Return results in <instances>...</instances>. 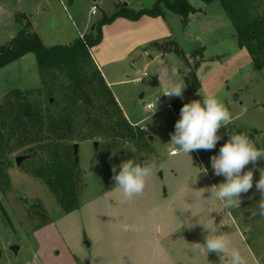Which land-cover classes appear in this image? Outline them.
<instances>
[{
	"label": "rangeland",
	"instance_id": "rangeland-1",
	"mask_svg": "<svg viewBox=\"0 0 264 264\" xmlns=\"http://www.w3.org/2000/svg\"><path fill=\"white\" fill-rule=\"evenodd\" d=\"M154 1L0 0V46L7 45L25 25L27 31L36 35L45 47L69 45L79 36L94 34L97 21L109 16L114 6L125 4L130 9L138 10L150 8ZM187 2L194 12L188 15L185 25L179 15L165 10L161 17L143 16L137 21L116 18L110 24L103 25L100 43L91 50V55L104 80L109 83L126 120L144 131L140 142L141 152L136 161L143 158L145 162L155 163L156 174L161 173L162 178L157 176L160 180L164 179L163 171L172 168L178 173V186L201 189L204 186L201 185L202 180L196 178L195 183L192 182L196 177L194 164L176 150V157L168 156V152L175 149L169 142L171 133L175 131V123L180 118L178 112L185 103L202 101V96L218 98L230 111L232 123L218 130L222 139L215 148L196 151L201 160L200 167L207 169V174H204L212 177L213 185L224 182L225 177L214 175L211 157L218 155L220 147L229 139V133L248 135L257 148L264 149V67L259 71L253 70L246 50L237 46L234 29L216 0L209 4L200 0ZM91 6L96 7L94 15L89 13ZM168 37L175 39L189 64L192 52L202 48L201 62L195 69L199 89L194 95H186L184 90L182 99L161 95L160 81L171 79L184 86L182 72L187 68L185 61L173 53L162 54L145 48L149 42ZM142 72L149 75L139 83L133 82ZM40 86L36 59L32 53L0 68V104L3 96L11 90L37 89ZM147 104L152 108L147 109ZM92 142L76 143V165L82 172L84 184L79 201L83 205L103 196L115 186L112 169L115 166L119 172L122 163L114 154L107 156L103 162L98 161ZM9 159L12 164L5 170L4 177L0 178V247L8 240L21 245L26 242V246H21L19 251V258H25L33 251V241L29 236L36 228L50 222L56 225L61 234L64 233V220L58 223L64 213L47 185L31 175L24 161L16 167L13 155ZM259 168H264V159L259 160L255 167L250 163L243 170L253 169V188L241 194V202L236 204L239 207L230 215L244 231L246 243L258 264H264V217L258 213L261 195L250 202H243L252 193L258 192L255 183L260 176ZM162 180L159 182L163 185ZM222 206L220 201L214 200V208L222 209ZM243 213H248V216ZM69 220L73 222L68 228L72 235L74 226L82 227V223L79 215H72ZM185 231V228L180 229L177 236L166 243L176 261L179 264H210L206 260V249L205 255L200 253L205 241L200 239L201 233ZM203 235L205 237L206 231H203ZM82 240L88 242L84 236ZM194 243L201 244L199 251L192 250ZM58 250L55 249L53 255ZM84 250L89 253L88 249ZM241 254L246 264H255L245 249ZM79 259L75 256L76 264H87L79 262ZM219 259L222 263L225 256H219ZM2 261L0 257V264Z\"/></svg>",
	"mask_w": 264,
	"mask_h": 264
},
{
	"label": "trees",
	"instance_id": "trees-1",
	"mask_svg": "<svg viewBox=\"0 0 264 264\" xmlns=\"http://www.w3.org/2000/svg\"><path fill=\"white\" fill-rule=\"evenodd\" d=\"M209 4L212 0H200ZM234 29L239 48L246 50L252 68L264 67V0H216ZM165 11L181 17L185 25L194 12L187 0H155L150 8L133 10L125 4L114 6L93 29L69 45L45 47L27 25L7 45L0 46V68L32 53L40 78V88L14 89L0 104V178L10 167L9 159L29 155L27 170L42 180L63 213L76 210L83 188L82 172L73 162L71 145L97 141L96 159L114 154L124 160L139 157L144 131L124 117L109 86L97 68L91 50L101 40L100 29L116 18L137 21L141 17H161ZM145 48L159 53H173L186 63L182 81L186 95L199 89L195 75L202 58V48L191 54V63L178 48L175 39L149 42ZM52 99L49 104L48 100ZM222 232V230L220 229ZM215 264V254L208 255Z\"/></svg>",
	"mask_w": 264,
	"mask_h": 264
},
{
	"label": "crops",
	"instance_id": "crops-1",
	"mask_svg": "<svg viewBox=\"0 0 264 264\" xmlns=\"http://www.w3.org/2000/svg\"><path fill=\"white\" fill-rule=\"evenodd\" d=\"M106 84L109 86L108 82ZM181 154L194 164L195 176L199 173L196 178L202 180L203 188L178 186L176 182L179 179L178 173L172 168L163 171L162 185L157 177L160 172L156 174L155 170L148 178L143 193L133 199L123 198L114 186L94 201L80 204L76 210L64 213L61 220H58V223L64 220L63 234L50 222L36 228L29 236L30 241H33V251L29 257L19 258L21 246H26V242L21 245L8 240L0 247L2 264H76L75 256L80 258L79 262L87 264H179L166 243L176 237L180 229L185 228L186 233L190 231L201 233L200 239L205 240L202 226L189 228L188 224H184L193 223L198 219L191 215L190 210L183 212L181 210L188 208L198 211L204 221L214 223L228 235L231 241L230 247L239 248L241 253L245 249L255 264H258L246 243L244 231L237 226L238 223L230 215V212L239 206L235 205L232 208L222 206V209L217 207L218 209L215 208L216 210L209 215L208 209L214 208V200L210 198L211 194L206 189L213 185V179L204 174L196 151L190 152L189 155ZM168 156L176 157L175 149H171ZM160 178H162L161 173ZM258 195L261 194L252 193L243 202H250ZM223 211H225L224 215L218 219ZM243 214L248 216V213ZM72 215H79L82 227L74 226V234L70 235L68 228L73 222L69 217ZM125 224L130 226L129 231L123 230L122 225ZM83 236L88 242L82 240ZM27 243L30 244L29 241ZM12 244L19 245L15 255L10 254L8 250ZM84 248L88 249L89 253ZM55 249L59 250L53 255ZM200 253L205 255L204 247L200 249ZM208 255V253L205 255L207 262H209ZM215 259V264H227L225 259L221 263L216 255Z\"/></svg>",
	"mask_w": 264,
	"mask_h": 264
},
{
	"label": "clouds",
	"instance_id": "clouds-1",
	"mask_svg": "<svg viewBox=\"0 0 264 264\" xmlns=\"http://www.w3.org/2000/svg\"><path fill=\"white\" fill-rule=\"evenodd\" d=\"M148 75L149 73L145 72L141 78ZM160 82L161 95L169 98H183L185 86L171 79ZM231 123L230 111L218 98L202 96V101L192 100L182 106L180 118L175 123V131L171 133L169 144L175 148L177 153L187 155L193 151H210L222 139L218 135V130L221 127H228ZM261 159H264V149L257 148L248 135L229 133V139L220 147L218 155L211 157L214 175L225 177V181L206 189L211 194L210 198L220 201L224 208H232L240 203L241 194L248 193L253 188V169H248L246 172L243 170L250 163L255 167ZM119 169V172L116 171L115 166L112 169L114 189L119 190L123 198L133 199L143 193L148 178L156 170V164L147 161L141 166L136 160L128 159L119 165ZM258 170L260 176L255 183L256 190L261 194L258 201V213L264 217V168ZM203 172L207 174V169H204ZM196 177L192 180L193 183H195ZM181 210L182 212L190 210L193 217H198L195 222L184 224H188L189 228L197 225L202 226L207 233L203 247L208 254L214 253L217 257L225 256L227 264H246L240 249L230 247V238L221 232L214 223L201 219L199 212L193 208ZM213 211L215 208H209V215ZM122 227L124 231L130 230V226L127 224ZM200 247V243H194L192 250L199 251ZM226 253L228 255H225Z\"/></svg>",
	"mask_w": 264,
	"mask_h": 264
},
{
	"label": "water",
	"instance_id": "water-1",
	"mask_svg": "<svg viewBox=\"0 0 264 264\" xmlns=\"http://www.w3.org/2000/svg\"><path fill=\"white\" fill-rule=\"evenodd\" d=\"M94 1V0H92ZM52 102V99H49L48 100V103L50 104ZM254 134H256V132L254 131L253 132ZM92 146H93V150H94V153L96 154L97 153V150H98V142L97 141H93L92 142ZM77 149H78V145L76 143L72 144L71 145V151H72V157H73V162L75 164H77ZM29 157V155H21V156H16L14 158V165L16 167H19L21 165V163L26 160L27 158ZM141 164V166H143L146 162L143 158H139V162ZM158 176H160V173H158ZM18 246L15 245V244H12L8 247V250L13 254L15 255L16 254V251L18 250Z\"/></svg>",
	"mask_w": 264,
	"mask_h": 264
},
{
	"label": "built area",
	"instance_id": "built-area-1",
	"mask_svg": "<svg viewBox=\"0 0 264 264\" xmlns=\"http://www.w3.org/2000/svg\"><path fill=\"white\" fill-rule=\"evenodd\" d=\"M95 12H96V7H95V6H91V8H90V10H89L90 15H94ZM144 73H145V72H142L140 75H138V76L133 80V82H135V83H139V82H141V81L145 78V77H142V78H141V76H142ZM166 97H167V96H166ZM149 105H150V104H147V105H145V107H146L147 109H151L152 106L149 107Z\"/></svg>",
	"mask_w": 264,
	"mask_h": 264
}]
</instances>
